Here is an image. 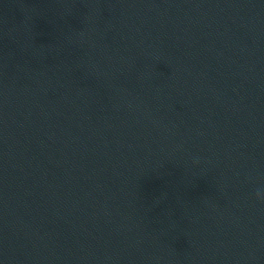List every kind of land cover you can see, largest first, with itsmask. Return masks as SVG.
<instances>
[{
  "label": "water",
  "instance_id": "1",
  "mask_svg": "<svg viewBox=\"0 0 264 264\" xmlns=\"http://www.w3.org/2000/svg\"><path fill=\"white\" fill-rule=\"evenodd\" d=\"M264 0H0V264H264Z\"/></svg>",
  "mask_w": 264,
  "mask_h": 264
},
{
  "label": "clouds",
  "instance_id": "2",
  "mask_svg": "<svg viewBox=\"0 0 264 264\" xmlns=\"http://www.w3.org/2000/svg\"><path fill=\"white\" fill-rule=\"evenodd\" d=\"M255 196L257 200L264 202V188H257L255 190Z\"/></svg>",
  "mask_w": 264,
  "mask_h": 264
}]
</instances>
